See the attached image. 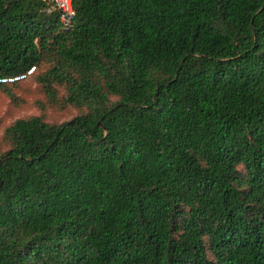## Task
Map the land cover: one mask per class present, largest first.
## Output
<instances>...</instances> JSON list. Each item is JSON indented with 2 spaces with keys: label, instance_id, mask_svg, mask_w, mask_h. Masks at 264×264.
<instances>
[{
  "label": "trees",
  "instance_id": "1",
  "mask_svg": "<svg viewBox=\"0 0 264 264\" xmlns=\"http://www.w3.org/2000/svg\"><path fill=\"white\" fill-rule=\"evenodd\" d=\"M48 9L0 0V92L40 95L0 122V264H264V0Z\"/></svg>",
  "mask_w": 264,
  "mask_h": 264
},
{
  "label": "rangeland",
  "instance_id": "2",
  "mask_svg": "<svg viewBox=\"0 0 264 264\" xmlns=\"http://www.w3.org/2000/svg\"><path fill=\"white\" fill-rule=\"evenodd\" d=\"M16 95L19 99L24 100L25 104L21 106H15L9 100V98L2 92H0V122L2 127H5L17 118H24L39 114V110L34 105V102L40 97L34 84L23 86V88L17 90ZM77 111L68 109L66 111L50 110L48 112V120L51 122H63L70 120ZM3 130L1 131V134Z\"/></svg>",
  "mask_w": 264,
  "mask_h": 264
},
{
  "label": "built area",
  "instance_id": "3",
  "mask_svg": "<svg viewBox=\"0 0 264 264\" xmlns=\"http://www.w3.org/2000/svg\"><path fill=\"white\" fill-rule=\"evenodd\" d=\"M49 6L48 12L59 14L60 23L64 32H69L74 27L76 19L75 2L77 0H41Z\"/></svg>",
  "mask_w": 264,
  "mask_h": 264
}]
</instances>
